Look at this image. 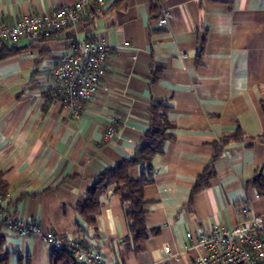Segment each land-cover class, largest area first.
I'll use <instances>...</instances> for the list:
<instances>
[{"label": "crops", "instance_id": "1", "mask_svg": "<svg viewBox=\"0 0 264 264\" xmlns=\"http://www.w3.org/2000/svg\"><path fill=\"white\" fill-rule=\"evenodd\" d=\"M75 1L0 0V26ZM164 11L169 21L160 25ZM87 37L112 49L107 88L71 116L48 87L60 57ZM14 47L0 59V174L11 214L80 239L100 264H196L199 250L186 234L232 228L240 202L264 222V187L252 183L264 184V0H104L76 26L38 41L24 36ZM152 105H166L170 123L143 191L145 223L159 231L134 249L118 195L100 197L94 226L75 205L98 174L132 156ZM112 121L116 133L105 139ZM207 169L208 182L194 191ZM140 170L131 167L129 178ZM0 239L8 264H52L39 234L0 225Z\"/></svg>", "mask_w": 264, "mask_h": 264}, {"label": "built area", "instance_id": "2", "mask_svg": "<svg viewBox=\"0 0 264 264\" xmlns=\"http://www.w3.org/2000/svg\"><path fill=\"white\" fill-rule=\"evenodd\" d=\"M104 0H78L68 6H61L45 15L25 14L12 23L0 26V45L16 44L24 36L38 41L51 36L67 26H76L84 11L98 10ZM160 25L169 21L164 11L157 19ZM128 43H124L127 45ZM111 47L95 37L76 39L52 69L49 96L58 101L66 113L77 116L84 106L101 90L106 73L105 63L111 54ZM31 56V55H30ZM104 138L116 133L115 122H109ZM6 193L0 192V222L20 236L39 234L44 243L56 250L67 248L74 259L92 264L104 261L98 251L83 244L80 239L65 237L47 230L42 231L36 224L22 221L11 214L3 201ZM237 223L232 228L212 225L208 230L187 238L199 252L196 264H264V222L248 202L236 205Z\"/></svg>", "mask_w": 264, "mask_h": 264}, {"label": "trees", "instance_id": "3", "mask_svg": "<svg viewBox=\"0 0 264 264\" xmlns=\"http://www.w3.org/2000/svg\"><path fill=\"white\" fill-rule=\"evenodd\" d=\"M15 44H3L0 48V59L16 52ZM166 105H152L149 109V124L140 143L135 148L132 156L124 159L119 164L110 167L97 175L94 183L87 191L83 202H78L75 209L78 215L89 225L94 226L95 215L100 210V197L107 191L116 194L124 203V214L128 224V237L126 243L137 249L148 237L157 234L158 229H150L145 223L144 187L154 179L152 158L161 153L165 140L168 138L166 129L170 126L166 118ZM139 165L140 175L137 179L129 178L128 171L131 167ZM211 169H207L197 180L194 191L205 185L210 176ZM252 183L257 187H264L261 181L254 179ZM0 192L6 193V184L0 174ZM0 225L4 223L0 222ZM52 249V264H76L73 256L67 250ZM0 239V255H1ZM0 264H8L5 255L0 256Z\"/></svg>", "mask_w": 264, "mask_h": 264}]
</instances>
